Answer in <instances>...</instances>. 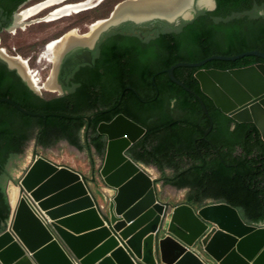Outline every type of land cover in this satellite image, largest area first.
I'll use <instances>...</instances> for the list:
<instances>
[{
	"label": "trees",
	"instance_id": "1",
	"mask_svg": "<svg viewBox=\"0 0 264 264\" xmlns=\"http://www.w3.org/2000/svg\"><path fill=\"white\" fill-rule=\"evenodd\" d=\"M26 1L0 0V14L11 20ZM216 4L213 11H198L192 21L171 26L160 35L163 40L152 53L145 49L137 55L127 47L131 56L124 60L107 51L103 58L109 65L104 73L95 69L80 87L61 95L38 94L0 58V96L33 112L47 113L31 115L0 101V233L12 210L6 189L9 164L23 153L28 140L34 135L44 147L67 140L91 157L104 156L106 136L97 127L119 113L146 128L127 152L135 162L158 169L157 184L188 189L184 203L193 207L205 206L207 200L223 202L235 208L245 223L264 224V141L259 131L253 124L235 123L222 114L194 76L199 67L174 70L194 93L167 72L177 62H197L214 54L251 49L264 53V0H216ZM254 63L264 60L245 55L236 60L213 59L203 67L241 68ZM128 84L133 90L126 89ZM92 110L89 122L85 116ZM211 121L213 128L205 137Z\"/></svg>",
	"mask_w": 264,
	"mask_h": 264
},
{
	"label": "water",
	"instance_id": "2",
	"mask_svg": "<svg viewBox=\"0 0 264 264\" xmlns=\"http://www.w3.org/2000/svg\"><path fill=\"white\" fill-rule=\"evenodd\" d=\"M127 1L117 4L105 19H112ZM199 1L192 0L189 18L128 17L112 26L127 21L188 22L198 11L216 9V0L210 8L200 6ZM245 55L264 60L263 52L251 49L234 55L214 54L197 62L180 61L167 72L174 82L194 93L174 70L199 67L194 76L202 92L235 123L253 124L264 141V63L228 69L203 67L213 59L236 60ZM0 57L41 95L17 67L1 53ZM0 101L31 115H47L8 97L0 96ZM212 128L211 121L205 137ZM97 130L106 136L99 174L113 191L112 199L99 186L95 171L89 176L37 153L20 179L21 196L16 203L7 190L12 210L0 233V264H264V224L245 223L235 208L223 202L193 207L160 199L157 180L127 152L145 134L144 126L119 113L100 122Z\"/></svg>",
	"mask_w": 264,
	"mask_h": 264
},
{
	"label": "rangeland",
	"instance_id": "3",
	"mask_svg": "<svg viewBox=\"0 0 264 264\" xmlns=\"http://www.w3.org/2000/svg\"><path fill=\"white\" fill-rule=\"evenodd\" d=\"M115 1L118 0H107L99 8L89 12L81 13L75 17L64 18L62 20L53 23L41 22L39 24H34L31 26L29 25L26 29L16 30L17 34L14 36H11L10 34L6 33L2 35V39L4 40L3 44L5 43V46L3 45V47H6L7 49L2 48L4 50L3 51L0 50V52L4 57H6V55H9V56H20L22 59H29L30 69L33 74L35 71L39 72L36 78H40L41 83L47 81L49 77H51L52 81H54L52 72H54L56 69L59 68L60 60L57 58L55 59V61H53L56 62L59 60L56 68V66L52 63H49L47 59L41 60L40 57L44 52V49L51 41L52 42L55 40L60 41V39L62 38V37L60 38L57 37L59 35H62V33H64L66 29L64 31H61L60 22L73 24L78 20L80 21L92 16H97L98 17L97 19L106 18L109 16L108 14L109 11L111 9L112 10L114 9L113 3ZM120 1H124V0H120ZM29 4L32 3H28L25 7L19 8L17 12H19L24 8L27 9L28 7H30L28 6ZM40 16H42V14ZM63 27H68V25L65 24ZM79 29L82 30L81 28ZM12 47H17V51H12L11 50ZM32 54H35V59L30 57V55ZM34 63L36 64L34 65ZM49 68H52L50 70L51 74L46 78L45 72ZM47 74L48 73L46 72V75ZM28 76H30V73H26V77L31 82L32 78L31 76L30 77ZM36 87L33 88L38 91ZM45 91L46 90H42V93H44V96L47 97H52L60 94V93H55L56 91H59V89L51 90L55 92H45ZM37 153H40L60 164H66L72 166L87 175H91V173L95 171L98 181L100 182V184H102L99 170L103 164L104 156L94 154V156L91 157L87 150L79 149L78 147L70 144L67 140H60L50 146L44 147L36 143L35 136L33 135L32 138L29 139L28 142L26 143L23 153L20 154L18 158H16L9 164L11 177L7 179L6 189L8 190L10 194V199L12 201L14 198L13 192L16 194H20V191L18 190L19 188L18 184L20 182V179L23 176V174L26 172L32 161L35 159ZM142 166L156 180L160 179L161 173L158 171V169L155 166L146 165V164H142ZM157 187L159 189L160 199L164 202L168 201L173 205L184 203L185 197L189 192L188 189H178L170 185H164L162 182H160ZM103 188L109 189L106 186H104ZM109 191L113 192L111 189H109ZM99 197L100 196H98V198ZM207 203L214 204L215 201L207 200Z\"/></svg>",
	"mask_w": 264,
	"mask_h": 264
},
{
	"label": "bare ground",
	"instance_id": "4",
	"mask_svg": "<svg viewBox=\"0 0 264 264\" xmlns=\"http://www.w3.org/2000/svg\"><path fill=\"white\" fill-rule=\"evenodd\" d=\"M105 2L106 0H80L76 2H73V0H43L17 12L15 24L11 27V32L16 33V30H23L29 25L41 22L53 23L64 18L75 17L83 12L95 9ZM191 4L192 0H128L118 7L112 19L107 20L102 18L101 20L92 22L91 30L88 33H84L77 28L67 32L60 41H51L44 49L40 59H47L49 63L54 64L57 68L59 60L63 59L64 54L69 48L78 45H92L102 31L123 19L132 17L135 20H140L149 16H162L173 19L176 15H183L185 18H189L190 14L188 11ZM199 5L210 8L213 6V2L212 0H200ZM47 12L48 14H46ZM147 13H150V15H147ZM41 14L42 16H40ZM0 50L3 51L4 49L0 48ZM5 58L25 76L26 73H30L32 78L30 83L33 87L37 86L36 88L39 92H42V90H61V86L58 85L57 80L59 68L52 72L54 81L49 77L47 81L41 83V79L36 78L39 72L35 71L34 74L32 73L29 59L9 55H6ZM57 58L59 60L53 62ZM18 190L20 191V187ZM13 196V202L16 203L21 195L13 192Z\"/></svg>",
	"mask_w": 264,
	"mask_h": 264
},
{
	"label": "flooded vegetation",
	"instance_id": "5",
	"mask_svg": "<svg viewBox=\"0 0 264 264\" xmlns=\"http://www.w3.org/2000/svg\"><path fill=\"white\" fill-rule=\"evenodd\" d=\"M42 1L43 0H33V1L27 0L25 3L20 5L19 8L23 7L28 3L36 4ZM76 1H80V0H73V2ZM121 2L122 1L120 0L115 1L113 3L114 9L116 5ZM99 7L100 6H98L97 8ZM114 9L113 10L111 9L109 11L108 13L109 16L114 11ZM46 14H48V12ZM14 15L15 13L13 14L11 20H9L7 17L2 16L0 14V46L1 45L5 46V43L3 44L4 40L2 39V35L7 33L10 34L11 36H14L17 34V32L16 33L11 32V27H13V24L15 23ZM147 15H150V13H147ZM97 18H98L97 16H92L80 21L78 20L73 24L60 22L61 31H64L65 29L66 30L64 31V33H62V35H59L57 38L64 37L67 34V32L76 28H81L84 33H88L90 31L91 23L98 20ZM183 22H187V21L180 20L179 22H174V23H169L167 21H160V20L147 21L142 23L127 21L120 23L117 26L116 25L112 26L110 29L102 31L92 45H78L69 48L64 54L63 59L60 60L59 63V69H58L59 72H58L57 80H58V85L61 86L60 87L61 90L57 91V93L60 94L68 93L70 90L80 87L84 77H88L89 75L92 76L93 75L92 72H95L96 71L95 69L97 68L100 72L104 73L106 70L105 68H107V65H109L107 60H105L107 58H103L104 53H106L107 51L112 50L117 57H121V58L123 57L124 60H126L128 56H131L129 53H126L127 47L130 48L131 52L137 51L138 53L137 52L133 53L137 55L139 54L140 50L145 51V49L147 50L146 53L148 51L152 53L158 47L157 45L159 44V41L163 40V38H161L160 35L170 31L172 28L171 26L178 27ZM65 24H67L68 27H63ZM149 52L147 54H149ZM154 56L158 57V53L157 55ZM51 69L52 68L47 69V73H48L47 75L50 74ZM133 88L134 87L130 84L126 85L127 90H133ZM88 116L90 117V119L87 118ZM93 116L94 114L92 110L89 112V115L85 117L88 119L89 122H91Z\"/></svg>",
	"mask_w": 264,
	"mask_h": 264
},
{
	"label": "clouds",
	"instance_id": "6",
	"mask_svg": "<svg viewBox=\"0 0 264 264\" xmlns=\"http://www.w3.org/2000/svg\"><path fill=\"white\" fill-rule=\"evenodd\" d=\"M27 5V4H26ZM26 5H24L23 7H25ZM31 5H33V4H29L28 6H31ZM22 8V7H21ZM12 50V49H11ZM13 51V50H12ZM17 51V50H16ZM39 55V54H38ZM30 57H32L33 59H35V54H32V55H30ZM36 63H34V65H35ZM47 72V71H46ZM51 74V73H50ZM49 74V75H50ZM49 75H46L45 74V76H46V78L49 76ZM45 92H54V91H45ZM55 93H57V91L55 92ZM41 95L42 96H44V93H42L41 92ZM61 95V94H60ZM90 176V175H89ZM103 183V182H102ZM100 184V183H99ZM104 184V183H103ZM100 186V185H99ZM104 186H105V184H104ZM104 191V190H103ZM104 193L106 194V196L111 200L112 199V196H113V192H110L109 191V189H107L106 191H104ZM108 193H110L109 195H108ZM207 205H209V204H207ZM256 225H258V224H256Z\"/></svg>",
	"mask_w": 264,
	"mask_h": 264
},
{
	"label": "crops",
	"instance_id": "7",
	"mask_svg": "<svg viewBox=\"0 0 264 264\" xmlns=\"http://www.w3.org/2000/svg\"><path fill=\"white\" fill-rule=\"evenodd\" d=\"M100 183V182H99ZM91 185V187H92V189L95 191L96 189H95V186H94V184L93 183H91L90 184ZM102 188L104 187V184L102 183V184H99ZM98 201L100 202V204L102 205L103 204V201H102V199L99 197L98 198ZM201 256H202V254L200 253V250H199V248H196L195 249Z\"/></svg>",
	"mask_w": 264,
	"mask_h": 264
},
{
	"label": "built area",
	"instance_id": "8",
	"mask_svg": "<svg viewBox=\"0 0 264 264\" xmlns=\"http://www.w3.org/2000/svg\"><path fill=\"white\" fill-rule=\"evenodd\" d=\"M0 48H6V47H3V45H1ZM6 49H7V48H6ZM12 50H13V51H16V50H17V47H12ZM101 189L104 190V191L107 190V189L102 188V187H101ZM109 194H110V193H108V195H109Z\"/></svg>",
	"mask_w": 264,
	"mask_h": 264
}]
</instances>
